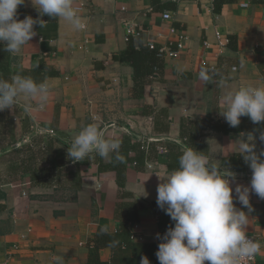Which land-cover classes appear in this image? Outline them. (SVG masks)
I'll use <instances>...</instances> for the list:
<instances>
[{
  "label": "crops",
  "instance_id": "obj_1",
  "mask_svg": "<svg viewBox=\"0 0 264 264\" xmlns=\"http://www.w3.org/2000/svg\"><path fill=\"white\" fill-rule=\"evenodd\" d=\"M247 1L244 9L239 0H215L213 8L191 1L74 0L84 4L83 31L40 16L28 0L18 8L20 20L31 16L46 26H34L37 35L20 53L0 45V78L20 73L46 80L51 98L41 112L26 113L23 97L0 112V259L12 253L10 264H55L57 256L64 264H88L99 234L123 227H131L136 242L159 245L157 233L174 222L156 204L157 186L189 147L250 187L252 171L232 143L252 134L257 153L264 150V122L241 117L230 127L218 103L227 91L264 86V0ZM165 12L173 18L164 20ZM127 20L143 30L129 42ZM172 27L189 36L184 49L158 58L156 71L137 81L130 45H166L177 40ZM217 32L229 40L222 49ZM202 68L210 70L207 83L199 79ZM93 123L121 142L122 160L68 157L75 135ZM150 139L151 147L142 149L140 142ZM250 205L247 235L264 237V200L250 194ZM99 258L114 264L112 248H100ZM256 264H264V248Z\"/></svg>",
  "mask_w": 264,
  "mask_h": 264
},
{
  "label": "clouds",
  "instance_id": "obj_2",
  "mask_svg": "<svg viewBox=\"0 0 264 264\" xmlns=\"http://www.w3.org/2000/svg\"><path fill=\"white\" fill-rule=\"evenodd\" d=\"M39 12L64 20L73 31H83L87 25L74 7V0H28ZM26 0H0V45L9 54H17L37 35L34 26L44 28L41 19L25 16L19 19L18 8ZM183 71V68L178 69ZM199 79H212L210 70L202 68ZM223 78L219 86H225ZM23 97L26 113L44 111L51 98L47 81L37 83L31 76L17 73L10 79L0 78V112L16 108ZM220 115L230 127H238L241 117L253 124L264 122V86L246 85L227 91L218 100ZM255 138L248 134L232 144L252 171L250 187L236 183L233 172L220 170L204 153L186 148L179 156L178 168L167 174L157 186V206L174 222L163 235L155 253L159 264H244L261 251V244L249 239L250 194L264 200V150L257 153ZM264 143V132L259 135ZM121 142L106 138L97 124L84 126L74 137L67 155L73 161H83L95 153L101 158L120 155ZM159 177V176H158ZM232 184H235L233 190ZM233 191L235 195H233ZM234 200L248 212L236 207ZM116 242H113V246ZM55 264H64L63 257H53ZM140 264H150L141 257Z\"/></svg>",
  "mask_w": 264,
  "mask_h": 264
},
{
  "label": "trees",
  "instance_id": "obj_3",
  "mask_svg": "<svg viewBox=\"0 0 264 264\" xmlns=\"http://www.w3.org/2000/svg\"><path fill=\"white\" fill-rule=\"evenodd\" d=\"M127 55L132 60L137 81L156 71L155 66L157 65L158 57L156 51L150 50L149 47H142L137 50L131 44ZM147 143L148 141L140 142L143 146ZM141 157L142 155L139 156V160ZM130 230H132L131 227L130 229L123 227L121 231L115 234L101 232L98 239H96L97 241H95L96 245L90 250L88 264H104L99 258V249L103 246L112 248L114 264H140L141 257L145 256L149 259L150 264H159L155 255L158 251V245L154 243L136 242L133 237V232ZM165 232H160V235H163ZM113 242H116L114 246Z\"/></svg>",
  "mask_w": 264,
  "mask_h": 264
},
{
  "label": "built area",
  "instance_id": "obj_4",
  "mask_svg": "<svg viewBox=\"0 0 264 264\" xmlns=\"http://www.w3.org/2000/svg\"><path fill=\"white\" fill-rule=\"evenodd\" d=\"M175 3H184V2H196V3H207L210 8L214 7L215 0H172ZM240 7L247 9L250 7V3L247 0H239ZM74 7L78 10V13L81 15L82 12L84 11V4H78L74 5ZM125 10V8H123ZM164 20H171L173 18L171 12H165L163 15ZM125 39L127 42H129L133 38H137L141 36L142 33V28L139 26V24L135 21H125ZM171 34L175 35L177 40L175 41H170L166 45L163 46H156L155 43H150L148 45L150 50L156 51L157 57L159 59H167V58H174L179 55V53L184 49L185 43L188 41L189 36L187 33L183 30H177L176 28L172 27L170 28ZM216 39L218 46L222 49L226 47V45L229 43V40L221 33L217 32L216 33ZM209 43H205V46H208ZM53 133V132H50ZM154 139H150L149 143L144 145L142 149L148 150L150 148V143L154 142ZM160 150H163V147L159 148ZM249 239L256 240L261 244V251L264 248V237L263 236H257V235H247ZM134 237V236H133ZM260 251V252H261ZM259 252V254H260ZM254 256L251 260H246L244 264H256V261L258 259V255ZM12 258V253L9 254L4 259H0V264H10Z\"/></svg>",
  "mask_w": 264,
  "mask_h": 264
}]
</instances>
